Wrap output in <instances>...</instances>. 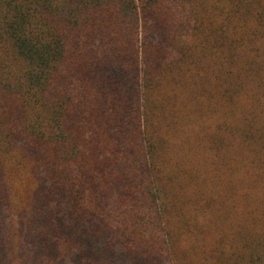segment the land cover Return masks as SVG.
I'll use <instances>...</instances> for the list:
<instances>
[{"label": "trees", "instance_id": "1", "mask_svg": "<svg viewBox=\"0 0 264 264\" xmlns=\"http://www.w3.org/2000/svg\"><path fill=\"white\" fill-rule=\"evenodd\" d=\"M0 264H264V0H0Z\"/></svg>", "mask_w": 264, "mask_h": 264}, {"label": "rangeland", "instance_id": "2", "mask_svg": "<svg viewBox=\"0 0 264 264\" xmlns=\"http://www.w3.org/2000/svg\"><path fill=\"white\" fill-rule=\"evenodd\" d=\"M206 241H207V243H211V238L210 237H206Z\"/></svg>", "mask_w": 264, "mask_h": 264}]
</instances>
